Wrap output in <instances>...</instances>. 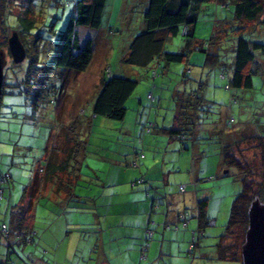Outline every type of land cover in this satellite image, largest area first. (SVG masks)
<instances>
[{"label":"rangeland","instance_id":"obj_1","mask_svg":"<svg viewBox=\"0 0 264 264\" xmlns=\"http://www.w3.org/2000/svg\"><path fill=\"white\" fill-rule=\"evenodd\" d=\"M76 1L15 0L8 4L6 24L22 30L20 34L25 35L30 54H37L38 61L31 66L27 57L15 64L8 50L7 35L0 29V47L4 49L7 59L4 69L6 92L0 105V170L9 171L12 175V181L4 185L0 218L8 202L11 205L18 203L23 189L40 167L45 166V148L56 143L62 126L57 119L58 112L63 110L65 114L67 111L68 115H73L83 108L87 112V120H90V127L86 134L77 137L76 140L82 142L78 146V161L72 159L69 167L71 174L75 173L77 166L80 167L81 175L76 180L74 194L82 199L73 198L70 201L56 183L46 182L35 199L32 212L40 245L32 244L23 253L29 264H37L30 262L31 252H36L49 264L55 261L58 264H97V258L103 252V242L111 239L110 228L99 233L100 224L79 226L94 219L93 213H85L84 208H90V212L96 211V208L104 211L108 208L105 203L109 199L127 201L133 189L136 191L146 186L149 180L167 192L168 199L174 203L173 211L186 208L191 213L196 209L197 196L207 199L208 214L216 222L206 228V235L201 238V245L196 250V258L191 259L188 254L189 241L197 224V220L191 218L189 227L192 234L187 244H183V235L180 237L181 243L171 239L166 241L168 247L173 245V254L178 251L180 256L169 264H224L223 260L217 259V244L219 236L226 229L234 198L242 184L237 169L223 165L222 151L227 144L235 143L246 135H255L257 139L241 144V151L247 161L259 163L261 149L258 142L264 143V55H259L263 66L260 72L254 74L252 88H228L232 49L240 35L239 21L233 9L221 3L202 4L198 0H186L191 8L197 7V40L208 41L214 33L221 36L212 47L218 54L216 59L207 61V53L193 47L187 51L186 60L180 63L162 62L163 65L158 67L156 60L147 67L130 65L124 59L133 38L146 26L144 12L149 0H109L102 32L95 41L92 61L85 71L77 75L58 67L56 62L61 34L69 18L75 14ZM182 2L170 0L169 8L176 10V6ZM242 24L243 32L248 30L244 35L246 38L264 42V24L257 25L255 30H252L253 23L242 21ZM186 39L181 32L170 36L166 50L181 52ZM106 67L116 75L138 81L126 103L127 115L122 121L106 117L93 118L92 121L89 118L98 94V88L93 84L98 82ZM155 69L159 70L156 76ZM186 70L190 73H186ZM25 87L28 91L20 89ZM194 91L198 92L197 99L191 96ZM150 93L154 98H150ZM197 101L200 103L199 123L196 125L199 130L195 136L189 134L186 139L171 138L167 132L155 131L156 126L170 128L173 125L178 128L175 117L179 109L187 112L190 106L186 107V104ZM66 107L68 109L64 111ZM150 125L153 131L146 134L144 128ZM140 157L139 162L145 163L134 166L133 162ZM161 166H166L167 172H170L166 179L163 170L158 169ZM194 167L200 168L196 189L198 195L190 185L186 193H181L179 184L194 181ZM143 175L148 178L147 182L136 184ZM256 176L253 179L261 181L260 175ZM106 180L110 185L112 182L115 184L114 189L117 188L120 193L118 197L105 196L109 192L102 182ZM151 193L150 201L153 204L156 194L154 191ZM133 195L131 198H134ZM162 199L156 200L155 205H166L167 198L166 201ZM116 204V207H121V203ZM112 218L115 219L108 216L107 220L112 221ZM67 222L71 223L69 226L72 229H66ZM108 222L106 226H113L114 223ZM156 224L158 227L159 223ZM115 230L112 227V231ZM232 235L235 236L234 232ZM3 243L5 240L0 236L1 252L6 250ZM180 244L182 250L179 252ZM110 247H107L108 250ZM14 259V262L20 263L16 255ZM113 261L115 264L121 263L117 258ZM142 262L149 264L150 260L145 257ZM230 263L235 264V261Z\"/></svg>","mask_w":264,"mask_h":264},{"label":"trees","instance_id":"obj_2","mask_svg":"<svg viewBox=\"0 0 264 264\" xmlns=\"http://www.w3.org/2000/svg\"><path fill=\"white\" fill-rule=\"evenodd\" d=\"M15 0H0V29L7 35L8 50L9 38L14 32L19 34V37L24 44L27 52L26 58H30L31 66L38 61L37 54L31 53L25 35L21 36V31L18 28L8 26L6 24V13L8 4ZM176 6V10L169 8L170 0H149L148 7L144 12L146 26L140 34H137L130 46L127 57L124 62L138 67H147L151 63L158 64V67L173 62L180 63L186 60L188 53L192 48H198L207 53L206 60H215L218 54L212 49L218 42L220 35L213 34L206 41H199L195 37V28L197 23V7L191 8L186 0ZM230 1L228 5L227 2ZM199 3H221L233 9L234 16L239 21L240 35L237 38L236 44L233 47V59L231 63V74H229L228 88L233 89H250L253 87L254 74L261 71L263 63L259 55H264V42L246 38L244 35L248 32L244 29L242 21L253 23L252 30L257 28V25L264 24V0H198ZM4 3L6 8H4ZM108 0H78L75 2V14L68 21V24L61 34L60 48L57 54L56 62L58 67L80 74L87 69L94 56V45L97 40L103 23ZM201 6V5H200ZM199 6V7H200ZM242 30V31H241ZM185 36L186 45L181 52H170L166 50V42L170 36L177 34ZM0 49H2L0 47ZM4 50V49H3ZM10 53V50H9ZM11 55V53H10ZM12 57V55H11ZM25 58V59H26ZM12 61L14 62L13 58ZM15 64H18L14 62ZM30 66V67H31ZM189 70V69H188ZM186 70V73H190ZM191 70V69H190ZM159 74V70L155 69V76ZM18 85H20L18 83ZM138 81L134 78L116 75L109 68H105L101 76L100 85L98 86V94L93 104L92 115L89 117H106L111 120L122 121L127 115L126 103L134 93ZM5 83L3 84V93L6 92ZM25 91V88H20ZM11 91L10 93H13ZM2 93V95H3ZM191 96L198 98V92L194 91ZM154 95L152 94V97ZM190 110L182 112L178 111L177 119L178 128L173 125L170 128L156 126L158 132H167L172 137L186 139L187 135H196V125L199 123V101L190 104ZM185 107V106H182ZM65 111V109H64ZM65 113L63 110L58 112L57 119L64 121ZM184 115V116H183ZM93 116V117H92ZM86 117V118H85ZM87 114L80 115L72 120L71 124L62 125L58 132L56 143H51L45 148V166L40 167L34 178L28 186L23 189V195L18 203L11 205L8 202V207L4 209V213L0 218V236L5 240L6 250L0 249V258L4 253L5 256L0 264H29L23 254L26 248L30 245L39 246L38 231L33 223V210L36 197L42 191V187L47 183L57 184L59 190H63L65 195L70 199H80L81 197L74 194V189L77 186L79 179L80 167L75 168V173H70V162L72 159L78 161V146L82 143L77 141V137L86 134L90 127V120H87ZM186 117V118H185ZM63 119V120H62ZM233 120V119H232ZM182 121V122H181ZM85 128L81 130V126ZM152 125L146 126L145 133L150 134ZM189 130V133H188ZM194 141L196 140L195 137ZM257 139L254 135H246L237 142L225 145L222 151V163L225 166L235 167L238 171V179L242 187L236 194L230 212V218L225 225V231L219 236L217 244V259L227 261H235L243 264L242 261V246L246 240V233L249 226V208L251 204L258 198L264 203V143L258 142L261 149L260 160L252 163L246 160V156L241 151V144ZM195 143V142H194ZM238 154V155H237ZM140 156V155H139ZM142 156L145 157V154ZM141 157L133 162L134 166H139ZM262 171V172H261ZM195 172V169H193ZM8 174V176H6ZM259 174L261 181H256L253 177ZM0 187L3 188V196L0 203L3 202L5 196L4 185L12 181V175L9 171L2 172L0 170ZM148 178L142 176L136 184L147 182ZM76 181V182H75ZM47 182V183H46ZM150 182V180H149ZM197 178L187 184L181 183L178 188L181 193H186L189 185L194 188V192L198 195ZM141 185V184H140ZM185 186L184 189L181 187ZM160 186L156 184L152 191L160 190ZM151 190L146 192L150 194ZM163 191V190H162ZM151 198V194L149 195ZM158 196L153 198V201L158 200ZM192 215L187 209L178 215L175 223L166 222L165 228H187L189 226ZM214 217L208 214V201L205 198L197 196V215L196 219L198 227L193 233V237L189 242L188 254L191 259L196 258V250L200 247V240L206 234V228L210 225H215ZM180 224H182L180 226ZM69 222L66 224V229L71 227ZM146 229L145 242L140 251L141 259L148 257V251L152 241L156 235V226ZM156 226V227H155ZM72 229V228H71ZM72 232V231H70ZM234 232V237L232 233ZM96 233V232H95ZM101 233V231H99ZM99 237V235H98ZM242 237V238H240ZM228 238V239H227ZM151 241V243H150ZM192 245L194 247H192ZM12 254V255H11ZM18 257L20 263L14 262V256ZM13 256V257H12ZM28 256V253L26 254ZM30 256V255H29ZM28 256V257H29ZM30 258V257H29ZM31 262V260H30Z\"/></svg>","mask_w":264,"mask_h":264},{"label":"crops","instance_id":"obj_3","mask_svg":"<svg viewBox=\"0 0 264 264\" xmlns=\"http://www.w3.org/2000/svg\"><path fill=\"white\" fill-rule=\"evenodd\" d=\"M144 28L145 27H143V29ZM100 80H101V77L99 78L98 82L96 81L93 84L98 89H99L98 86L100 85ZM64 109L67 110L68 107ZM82 109L83 108L78 110L77 114H73V115H68L66 111V115L64 117L65 119L64 121H61L62 125L68 126L71 124L72 120L78 118L80 115L84 116V114H87V112H84L85 109L84 111ZM84 128H85V125L82 124L81 130H83ZM126 155H131V154H125V156ZM132 155L130 157H132ZM143 163H145V161L139 162V165H143ZM126 164L128 163L126 162ZM142 168H144V166ZM142 168L141 170H143ZM158 169L160 171L163 170L164 177L165 176L167 177V175L170 173V172H167L168 168L166 166H161ZM194 169H195V172H193L192 175H193V178H197L200 168L194 167ZM124 175L126 176V173H124ZM102 184H103L104 189L109 192V193H105L106 194L105 196H112V197L117 196L118 197L120 195V193L118 192V189L117 188L114 189L115 184L113 182L110 185L108 184L106 180L105 182H102ZM146 184H147L146 186H141L138 189H136V191H134L133 189L131 191L132 193L129 194V200L127 201L119 202L121 201V199H119L118 202H115L113 201V199H109V202L105 203L107 204L108 208L104 211L102 209L99 210L96 208L95 209L96 211L90 212L92 211L90 208H87V207L84 208L85 213H93L94 219L91 222L80 224L79 226L81 225L86 226L89 224H93V225L100 224V227H98L97 232L109 230L110 228L111 239L109 242H103V245H102L103 252H100L99 257L97 258L99 260L97 264H115L113 261L114 258H117L118 260H120L121 261L120 264H148L147 262H142V259L140 257V251L143 248V244L145 242L146 229L149 227H153L152 226L153 223H159V224H158V227L155 226L156 235L148 251L147 258L150 260L149 264H164V262H167L166 264H169L170 261H173L176 257H180L178 251L175 254H173V245L168 247L166 245V241L171 239L170 241L177 240L178 242L181 243L182 240L180 239V237L183 235V240H184L183 244L185 245L188 242V238L191 237L192 230L189 226L187 228H184L183 230L182 229H179V230L164 229V224L166 222L175 223L178 219V215L182 213L184 209L179 210L177 208V210L173 211L174 203L171 202L170 199H168V194L164 190L163 191L156 190L155 194L158 196L159 199L163 198L162 201H166V198H167V202H166L167 204L163 206H159V207L155 205V201L153 204H151L152 202L150 201L151 199L149 198V195L152 193L150 192V194L147 195L146 192L148 190L154 189L156 184H153L152 182H147ZM132 195L134 198H131ZM110 200L112 201V203H115V204L121 203V207L120 206L116 207L118 204L112 205ZM127 203H129V205ZM191 215H192V218L196 219L197 206H196L195 211L191 212ZM108 216H113L115 217V219L112 218V221H109L107 220ZM106 222L114 223V224L113 226H110L109 224L106 226L107 224ZM103 223L104 225L102 226ZM69 224L71 225L70 222ZM195 226L196 228L198 227V222ZM112 227H115L116 230L112 231ZM120 227L122 228L121 230H120ZM82 228L83 227H81L80 229ZM169 233H171V236H169ZM95 239L97 240L96 242L99 243V238L96 237ZM113 241H116V242L112 244ZM69 242L70 244H72V239H70ZM108 246H111L109 250L107 248ZM181 250H182V244L179 245V252ZM110 252L112 256L111 254H109ZM3 255L4 253L1 255L0 261H3L2 259L5 258V256ZM29 255H30L31 263L49 264V263H46L44 258L38 256L36 252L35 253L31 252ZM169 255L171 257L167 258ZM54 264H58V263L55 261ZM224 264H231V263L227 261V262H224ZM235 264H240V263L235 262Z\"/></svg>","mask_w":264,"mask_h":264},{"label":"water","instance_id":"obj_4","mask_svg":"<svg viewBox=\"0 0 264 264\" xmlns=\"http://www.w3.org/2000/svg\"><path fill=\"white\" fill-rule=\"evenodd\" d=\"M9 50L14 62L21 63L27 56L26 48L17 32L9 38ZM6 53L0 49V105L4 84ZM243 264H264V203L258 198L249 208V226L242 246Z\"/></svg>","mask_w":264,"mask_h":264},{"label":"built area","instance_id":"obj_5","mask_svg":"<svg viewBox=\"0 0 264 264\" xmlns=\"http://www.w3.org/2000/svg\"><path fill=\"white\" fill-rule=\"evenodd\" d=\"M154 74H155V73H154ZM149 96L152 97V93H150ZM6 176H8V174H6ZM0 177H1V176H0ZM181 188L184 189L185 186H182ZM2 196H3V188L0 187V199L2 198ZM192 247H194V246L192 245Z\"/></svg>","mask_w":264,"mask_h":264}]
</instances>
